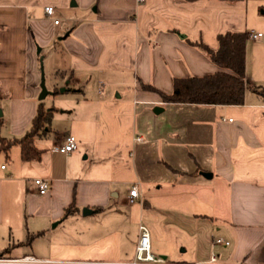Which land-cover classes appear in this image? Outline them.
Segmentation results:
<instances>
[{"label":"crops","instance_id":"crops-1","mask_svg":"<svg viewBox=\"0 0 264 264\" xmlns=\"http://www.w3.org/2000/svg\"><path fill=\"white\" fill-rule=\"evenodd\" d=\"M253 13L251 0H0V137L30 129L41 56L52 71L44 106L56 109L52 132L34 142L39 159L24 161L17 146L0 153V256L128 262L144 224L171 262L264 264V95L195 105L158 93L223 71L194 43L217 50L219 35L245 31L262 33L247 43L246 79L264 89ZM58 70L73 78L54 94ZM68 135L77 149L54 151ZM36 179L50 182L46 194Z\"/></svg>","mask_w":264,"mask_h":264},{"label":"trees","instance_id":"trees-1","mask_svg":"<svg viewBox=\"0 0 264 264\" xmlns=\"http://www.w3.org/2000/svg\"><path fill=\"white\" fill-rule=\"evenodd\" d=\"M249 35L250 33L247 31L221 34L218 37L219 47L217 50L211 49L203 42L194 43L223 71L202 77L174 79L172 93L158 91L163 102L195 105H243L247 89L264 95V89L249 86L246 79V48L250 39ZM72 78V71H56L55 79L58 82H56L54 94H58L60 91L59 81ZM147 87L154 90L151 86ZM55 110V108L47 110L44 102L40 101L31 127L23 137L14 139L0 137V153H5L9 158L12 148L17 146L21 149V157L24 161L39 159L40 152L34 142L52 132ZM71 212V208L67 209L65 216ZM33 238L34 236L29 237L28 244Z\"/></svg>","mask_w":264,"mask_h":264},{"label":"built area","instance_id":"built-area-1","mask_svg":"<svg viewBox=\"0 0 264 264\" xmlns=\"http://www.w3.org/2000/svg\"><path fill=\"white\" fill-rule=\"evenodd\" d=\"M145 2V0H140ZM46 14L48 16L54 15L53 7H46ZM55 24H59V20H55ZM262 37V33H250L249 38L252 40ZM140 140V138L138 139ZM77 139L73 135H68L65 138V142L61 145H57L54 148L56 152L70 153L77 149ZM5 169V166H2ZM35 185L38 187V191L41 195H44L50 189V182L45 179H36ZM140 197L139 189L137 186L132 187L129 196V202L134 203ZM140 236L137 243L136 255L132 261L120 262V263H101V262H64V261H52V260H40L33 256H26L22 258H10L6 256H0V264H178L169 261L166 258L157 255L152 250L151 234L148 227L141 224L139 227ZM216 244L229 245V242L219 238L215 241ZM185 264H224L219 261L218 255H212L209 260Z\"/></svg>","mask_w":264,"mask_h":264},{"label":"rangeland","instance_id":"rangeland-1","mask_svg":"<svg viewBox=\"0 0 264 264\" xmlns=\"http://www.w3.org/2000/svg\"><path fill=\"white\" fill-rule=\"evenodd\" d=\"M251 5L253 6V24L257 27H261V31L263 32V29L264 28V14H261L262 10H260V12L258 11L257 12V5H256V2L255 0H251ZM256 27V28H257ZM251 39H249L248 41V45L250 43ZM42 59H43V56H41ZM252 57V54L250 56V58ZM253 58H254V55H253ZM253 59H251L252 61ZM253 62V61H252ZM43 67V73H44V78H45V83H46V87L50 88V84H51V81H52V71L50 70V66H49V60L45 61L44 59L42 60V66L41 68ZM52 98L49 96L48 99H46L47 101H50Z\"/></svg>","mask_w":264,"mask_h":264},{"label":"water","instance_id":"water-1","mask_svg":"<svg viewBox=\"0 0 264 264\" xmlns=\"http://www.w3.org/2000/svg\"><path fill=\"white\" fill-rule=\"evenodd\" d=\"M41 66H42V58H41ZM41 72H42V79H41V92H40V95H39V100L40 101H44L49 95H51L53 92L49 91L48 88L46 87V83H45V78H44V73H43V67L41 68ZM62 93L65 92V89H61L60 90ZM161 108H156L155 109V112H158L160 111ZM2 114L0 113V116ZM204 176H208L209 178L212 177V174L210 173H204ZM91 211L88 210V209H85L84 210V214H88L90 213Z\"/></svg>","mask_w":264,"mask_h":264}]
</instances>
